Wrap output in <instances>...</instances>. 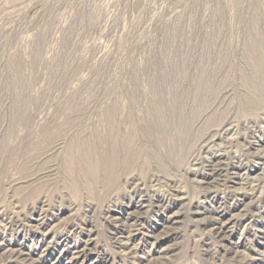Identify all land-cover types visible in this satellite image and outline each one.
<instances>
[{"label":"rangeland","instance_id":"obj_1","mask_svg":"<svg viewBox=\"0 0 264 264\" xmlns=\"http://www.w3.org/2000/svg\"><path fill=\"white\" fill-rule=\"evenodd\" d=\"M254 149L264 0H0V254L264 264Z\"/></svg>","mask_w":264,"mask_h":264},{"label":"bare ground","instance_id":"obj_2","mask_svg":"<svg viewBox=\"0 0 264 264\" xmlns=\"http://www.w3.org/2000/svg\"><path fill=\"white\" fill-rule=\"evenodd\" d=\"M212 105V104H211ZM233 128V125H231L229 128H227L226 130L227 131H229V129H231V130H233L232 129ZM203 129V128H202ZM129 130V129H128ZM198 132V131H197ZM206 136H209V134H207V135H204V138L206 137ZM210 137V136H209ZM209 137H207V139H206V142L209 140ZM211 140V139H210ZM201 149H202V147H201ZM200 148H199V150H197L196 151V154L198 153V155H200V150H201ZM246 149H247V147H246ZM219 151V150H218ZM251 151V150H250ZM262 152H263V150H260V149H254V153H253V156L254 157H256V160H257V162H262V163H259V165H263L264 164V162L262 161V159L260 158V156H262ZM226 155V154H225ZM218 156H220L221 157V154L220 155H218ZM199 158V157H198ZM207 158H208V156H207ZM216 159V158H215ZM211 160V159H210ZM208 162H211L209 165H207V163ZM208 162H206L205 164H204V167H206V169L209 171V173H210V175H212V174H214L213 172H214V170L216 169H218V174H219V171L220 172H222V173H227V171H226V165H225V163L223 162V161H219V162H217V164H219V165H216L215 163H214V161H209L208 160ZM198 163V162H197ZM194 166V165H193ZM264 166V165H263ZM221 167H223V168H221ZM135 169V168H134ZM135 172V171H134ZM216 172V171H215ZM220 182V179H219V177H217V179L215 180V185H214V188L217 186L216 184H218ZM199 183V185H201V186H204V188H205V190H208L209 188L207 187V182H204V181H199L198 182ZM252 186V185H251ZM242 189V188H241ZM201 190V189H200ZM106 191V190H105ZM210 191V190H209ZM183 212V211H182ZM176 216H181V214H179V215H176ZM195 216L196 217H201V214H199V213H195ZM204 216V215H203ZM174 217V216H173ZM207 218V217H206ZM193 221V220H192ZM195 221L196 222H201L202 224L206 221V219L204 218H200V219H195ZM175 224H177L176 222H174ZM168 229L170 228V227H167ZM171 229V228H170ZM169 229V230H170ZM167 230V229H166ZM212 232H211V235H213L214 237H218V238H221L222 237V231H221V229H213V230H211ZM165 236V235H164ZM155 239V238H154ZM217 243V242H216ZM0 257H1V262H3L4 260H11V259H21V260H23L24 262H26V264H39L38 263V261L37 260H34V259H24L23 258V254H22V252H20V251H15V250H5V251H3L2 252V254H0ZM71 260V259H70ZM0 262V263H1ZM69 264V263H68ZM154 264H157V262H155Z\"/></svg>","mask_w":264,"mask_h":264}]
</instances>
